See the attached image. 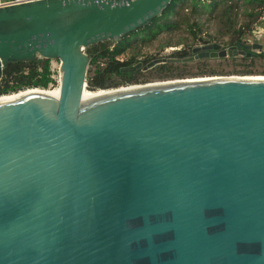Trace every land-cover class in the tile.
Returning a JSON list of instances; mask_svg holds the SVG:
<instances>
[{
	"label": "water",
	"instance_id": "water-1",
	"mask_svg": "<svg viewBox=\"0 0 264 264\" xmlns=\"http://www.w3.org/2000/svg\"><path fill=\"white\" fill-rule=\"evenodd\" d=\"M170 2L0 7V79L10 62L60 61L58 97L0 102V264H264V79L219 76L82 100L86 47L147 24ZM262 49L210 42L122 70Z\"/></svg>",
	"mask_w": 264,
	"mask_h": 264
},
{
	"label": "trees",
	"instance_id": "trees-1",
	"mask_svg": "<svg viewBox=\"0 0 264 264\" xmlns=\"http://www.w3.org/2000/svg\"><path fill=\"white\" fill-rule=\"evenodd\" d=\"M188 1L191 7L188 6ZM248 4L246 15L249 21L242 22L236 27V18H232L231 13L238 8L237 0H171L162 13L155 16L147 24L136 28L133 31L126 33L115 40H104L97 44L89 45L86 51L90 55V67L86 75V88L90 91L101 89L117 88L131 84L146 83L152 78H169L179 77L184 78L189 75L187 71L189 63H170L162 62L153 67L143 70L139 68L135 71H123L122 68L131 66L140 62L134 56L120 60L117 56L124 53L136 45H147L158 38L159 35L168 32L181 30L186 25L188 32L192 35L194 41H203L207 43L200 34L201 25L197 20L190 21L188 15L183 14L184 10H189L190 13L200 15L204 10L213 13L220 12V15L225 19V33H229L232 40L230 44L236 41H243L244 35L252 32V27L249 23L258 21L264 13V0H244ZM215 39L209 40L213 42ZM182 43L178 42L177 44ZM229 44V45H230ZM162 46H172L170 42H165ZM191 55L186 47L180 48L167 55L169 57L184 58ZM240 56L239 61L235 63L233 73L252 75L254 57ZM238 56H233L236 59ZM258 57L264 58V50L257 54ZM151 59L145 58L141 62L144 64ZM51 59L36 58L32 61L10 62L4 69L0 79V95L15 93L29 88L47 89L52 83L55 85L57 81L53 78ZM198 68L191 75H208L214 74V70L209 68L204 62V59L197 60ZM264 72V70H263ZM8 96V95H7Z\"/></svg>",
	"mask_w": 264,
	"mask_h": 264
},
{
	"label": "rangeland",
	"instance_id": "rangeland-1",
	"mask_svg": "<svg viewBox=\"0 0 264 264\" xmlns=\"http://www.w3.org/2000/svg\"><path fill=\"white\" fill-rule=\"evenodd\" d=\"M238 2V8H236L232 13L231 17L233 18L235 16L236 18V27H238L242 22L249 21V17L246 15V9L248 7V4L244 2V0H237ZM188 6L191 7L189 1ZM183 14L188 15V18L190 21L197 20L201 25V32L200 34L203 36L204 39L211 41V39H215L213 42L220 43L223 48H227L230 44V41L232 38L230 37L229 33H225L226 31V25L228 24L225 22V19L220 15V12L216 11L213 13H210L206 10H204L200 15H195L190 13L189 10H184ZM249 26L252 27V32L250 34L247 33V35H244L242 38L244 41L248 42L249 44L253 42L261 43L263 45L264 50V13L263 16L256 22L249 23ZM170 42L172 46L164 47L162 46L165 42ZM177 44L178 42H181ZM204 44L203 41H194L192 39V35L188 32L186 25L182 27L181 30L174 31V32H168L163 33L158 36L156 40L151 42L150 44L141 46L136 45L131 47L130 49H127L124 53L117 56L120 60H126L132 56H134L137 60L142 61L145 58L153 59L157 58L159 56H167L171 54L173 51L178 50L180 48L186 47L188 51H190V54H192V48L198 45ZM255 53H259L257 50L254 51ZM233 57V56H232ZM232 57H207L202 58L204 59V62L207 64L209 68L215 69L214 74H208V75H191L194 72H196L198 68V62L197 60L188 62V68L187 71L190 72L189 75L185 76L184 78L192 79L191 77H210V76H232V75H243V74H235L233 73V68H235V63L239 61L238 56L236 59H232ZM254 64L251 67L254 71L252 75H264V58L258 57L257 55L254 57ZM199 60V59H198ZM51 68L53 71V78L57 81L59 80V64L60 61L56 59H52L50 61ZM90 65L88 66V68ZM252 75H245V76H252ZM185 80L179 77H169L164 79L159 78H152L146 83H152V82H166V81H172V80ZM146 83H139V84H146ZM133 85V84H131ZM58 85L55 83L54 86L51 88H57ZM119 88V87H117ZM49 89V88H48ZM87 89V88H86ZM112 89V88H110ZM38 90L37 88H29L26 90H22L15 93L5 94L12 95L17 93H24L29 91ZM88 90V89H87ZM0 97H3V95H0Z\"/></svg>",
	"mask_w": 264,
	"mask_h": 264
},
{
	"label": "bare ground",
	"instance_id": "bare-ground-1",
	"mask_svg": "<svg viewBox=\"0 0 264 264\" xmlns=\"http://www.w3.org/2000/svg\"><path fill=\"white\" fill-rule=\"evenodd\" d=\"M60 76V75H59ZM215 77H219V76H210V77H205V78H192V79H185V80H172V81H166V82H152V83H147V84H133V85H127V86H121L119 88H112V89H101V90H97V91H89L86 90L84 91L82 100L87 101L90 100L92 98L104 95V94H109V93H113L116 91H121V90H125V89H135V88H139V87H144V86H153V85H159V84H167V83H173V82H178V81H193V80H203V79H207V78H215ZM230 77H239L238 75H232ZM242 78H261L264 79V75H252V76H243ZM59 79V78H58ZM39 91H46V92H50L53 93L55 96H59V88H47V89H40L38 88V90H34V91H29V92H24V93H17V94H12V95H8V96H3L0 97V102L3 101H7V100H12L14 98L26 95V94H30V93H34V92H39Z\"/></svg>",
	"mask_w": 264,
	"mask_h": 264
},
{
	"label": "built area",
	"instance_id": "built-area-1",
	"mask_svg": "<svg viewBox=\"0 0 264 264\" xmlns=\"http://www.w3.org/2000/svg\"><path fill=\"white\" fill-rule=\"evenodd\" d=\"M27 1H32V0H0V7L12 5V4H17V3H21V2H27ZM57 85L59 88L60 76H59V80H57ZM52 86H54V85L52 83H50L48 88H51Z\"/></svg>",
	"mask_w": 264,
	"mask_h": 264
},
{
	"label": "flooded vegetation",
	"instance_id": "flooded-vegetation-1",
	"mask_svg": "<svg viewBox=\"0 0 264 264\" xmlns=\"http://www.w3.org/2000/svg\"><path fill=\"white\" fill-rule=\"evenodd\" d=\"M207 43H210V42H207ZM253 43H256V42H253ZM253 43H251V44H253ZM204 44H206V43H204ZM243 44H249L248 42H246V41H236L235 43H232V44H230L228 47H230V46H237V48H242V45ZM223 48V47H222ZM246 51H252L253 52V50L251 49V48H246L245 49ZM257 54V53H256Z\"/></svg>",
	"mask_w": 264,
	"mask_h": 264
}]
</instances>
